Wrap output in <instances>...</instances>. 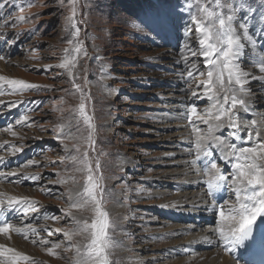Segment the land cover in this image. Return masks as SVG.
Instances as JSON below:
<instances>
[{"label": "rangeland", "instance_id": "obj_1", "mask_svg": "<svg viewBox=\"0 0 264 264\" xmlns=\"http://www.w3.org/2000/svg\"><path fill=\"white\" fill-rule=\"evenodd\" d=\"M148 2L77 0L75 19L88 55L77 57L71 75L91 97L84 103L86 114L98 129L95 151L83 139L88 133L79 116L81 93L74 88L69 72L58 67L65 50L71 52L73 47L66 42L72 31H66L67 17L71 15L69 0H63V6L58 0H11L0 12V56L6 57L0 60V77L23 80L38 88L22 94H0V199L19 198L35 203L39 209L29 211L27 216L18 212L11 217L9 222L23 228L27 238L11 233L8 240L15 238V247L36 264H75V247L65 251V246L82 249L88 243L85 235H73L70 241L63 235L75 227L72 217L87 219L89 223L95 218L91 209H72V215L65 216L69 194L71 199H78L77 193L87 182L85 172L72 170L69 157L85 151L93 162L98 159L102 165V187L107 193L103 209L115 224V231H109L119 245L111 255L114 264H131L135 260L142 264H202L212 255L211 252L200 257L198 248L183 245L201 236L205 228L201 224L213 229L218 224V209L211 208V204L206 212L211 210L214 218L203 221V217H198L202 209L198 192L205 193L206 187L204 183L189 187V177L197 174L193 168L184 167L187 156L195 151L198 135L206 132L197 131L196 127L206 129L198 121L195 126L188 123L185 104L193 98L186 92L190 93L204 77L189 86L185 79L191 78L180 76L183 61L176 63L181 55H188L190 64L198 59L186 49L182 51L186 37L181 35V29L184 30L187 14L177 22L178 30L174 29L164 40L133 27ZM251 4L256 19H249V25L264 28V23H258L264 14V7H260L264 0H251ZM247 7L245 4L246 11ZM21 16L26 18L23 22L19 20ZM256 38L264 44V39ZM190 43L198 47L194 35ZM197 67L203 70L202 60ZM244 67L260 75L258 68L250 67L247 57ZM261 83L249 84L258 97L257 108L264 98ZM196 103L203 107L207 100ZM13 104L16 106L10 107ZM25 115L27 119L23 120ZM238 115L245 122L254 119L243 111ZM17 120L22 122L18 124ZM9 125L16 136L5 130ZM59 126H63V135ZM246 132L247 129L241 135ZM217 135L240 143L232 140L227 129ZM218 162L223 165V161ZM197 166L200 168L199 162ZM185 168L187 173H179ZM58 176L67 182L56 183ZM195 178L200 183L199 174ZM29 223L39 236L24 228ZM56 229L61 231L55 232ZM48 231L54 234L49 236ZM42 239L62 242L60 248L54 249L57 255H48L51 244H41ZM177 239L181 241L173 243ZM180 247H185L182 258L176 253ZM212 250L210 245L206 252Z\"/></svg>", "mask_w": 264, "mask_h": 264}, {"label": "snow or ice", "instance_id": "obj_2", "mask_svg": "<svg viewBox=\"0 0 264 264\" xmlns=\"http://www.w3.org/2000/svg\"><path fill=\"white\" fill-rule=\"evenodd\" d=\"M58 2L63 6V0ZM10 3L11 0H0V12ZM69 4L71 15L67 17L66 31L69 28L72 31L66 42L73 47L71 52L65 50V56L58 67L69 72L74 88L81 93L79 116L87 125L88 133L83 139L89 148L95 151L98 129L92 118L86 114L84 103L91 97L83 92L80 85L75 83V77L71 75L72 69L77 66V57H86L88 52L79 39L81 29L77 27L78 21L75 19L78 11L77 0H69ZM245 4L248 6L247 11ZM260 7H264V4ZM20 11H23V8ZM184 14H187V22L184 26L186 39L182 51L186 49L191 57L198 59L190 64L188 55H181L176 63L180 64L183 61L184 67L180 76L191 78L185 79L189 86L198 77H204L190 93L186 92L193 100L190 104H185V109L189 124L195 126L198 121L207 126L205 135H198L195 141L194 163L199 162L200 172L206 178L204 184L207 196L212 200L210 207L218 209V224L214 234L220 247L230 255L234 264H264V118L245 122L238 115L239 111L245 113L252 110L260 111L254 107L257 100L249 84L251 81H260L261 87L264 88V44H259L256 38L258 36L264 39V28L250 26L248 23L249 19H256L251 0H183V3L180 0H149L133 21V27L164 40L170 37L174 29L178 30L177 22L185 19ZM4 19L7 21L8 18ZM25 19L23 16L19 18L20 22ZM258 23H264V14L260 16ZM193 35L198 47L190 43ZM246 57L250 67L258 68L259 76L246 70L244 67ZM4 59L6 57L0 56V60ZM201 60L203 70L197 67ZM0 85L8 86L6 89L0 87V94L5 92L22 94L28 90H38L37 86L23 80L4 77H0ZM202 99L207 100L203 107L196 103ZM26 119L25 115L23 120ZM21 122L16 121L18 124ZM59 127L63 135V126ZM222 129H227L232 140H239L240 143L230 142L226 135H217ZM245 129L246 134L241 135ZM5 130L16 136L11 125ZM197 131L205 130L197 128ZM69 138L72 137L69 135ZM76 149L79 153L78 145ZM216 156L218 159L214 158ZM69 159L73 162L72 170L86 173L87 182L82 192L77 193L78 199H71L69 194L68 211L65 212V216H71L72 209H91L95 218L89 223L87 219L79 220L72 217L75 227L64 232V238L70 241L73 235H85L88 243L82 249L69 244L65 246V251H71L75 247V264H114L111 255L119 245L112 240L109 231L110 229L115 231V224L110 221L109 214L103 209L105 202L103 197L107 193L102 187L104 179L102 165L98 159L93 162L87 151L80 155L72 154ZM218 160L223 161L224 165H229L230 171H225ZM0 163H3L2 158ZM2 175L0 173V176ZM11 175H15V172ZM66 182L59 176L56 181L60 185ZM225 193L227 198H224ZM38 210L35 203L26 200L15 197L6 201L0 199V215L22 212L27 216L29 211ZM24 228L33 236H39L30 223L25 224ZM54 231L60 232L61 229ZM13 232L27 238L23 228L6 219H0V235L10 238ZM53 234V231H48L49 236ZM40 242L45 245L51 244V248L48 249V255L51 256L57 255L54 249L62 246V242L46 239ZM208 242L211 243L210 240ZM33 243L36 241L33 240ZM0 257L5 258L0 260V264H36L16 249L3 245H0Z\"/></svg>", "mask_w": 264, "mask_h": 264}, {"label": "bare ground", "instance_id": "obj_3", "mask_svg": "<svg viewBox=\"0 0 264 264\" xmlns=\"http://www.w3.org/2000/svg\"><path fill=\"white\" fill-rule=\"evenodd\" d=\"M181 31H182V33L183 34H181V35H183L184 37H185V35H184V30H183V28L181 29ZM182 42V41H181ZM256 88H258V86H256ZM261 87H259L258 89H260ZM262 92L264 93V89L262 90ZM262 97V96H261ZM255 99L258 101V97L257 96H255ZM261 101H263V103H262V105L260 106L259 105V109H260V111H255V110H252V111H249L248 112V114H250L251 116H252V118H254L255 120H257V121H259L260 120V118L262 117V116H264V108H263V104H264V98H262V100ZM261 104V103H260ZM256 106H257V104H256ZM255 106V107H256ZM261 107H262V109H261ZM180 120V119H179ZM183 121V120H182ZM182 123V122H181ZM201 126H204L205 128H207V126L206 125H203V124H201ZM196 129H197V127H196ZM204 130V129H203ZM205 131H206V129H205ZM223 132V131H222ZM200 133V132H199ZM200 136V135H199ZM235 142H237V140H235ZM0 158H2L3 159V157L2 156H0ZM15 160V159H14ZM19 160V159H18ZM194 160H195V151H191V153L187 156V161H188V164H187V161L185 160V164H184V167H187V166H189L190 167V170L193 168V170L192 171H194V173L195 174H199V177H200V183H199V181L195 178L197 175H193V176H191V177H189V181H190V183H188L187 185L189 186V187H191V186H197L198 184H202V183H204V180L206 179L202 174H201V172L199 171L198 172V170H200V168H198V166H197V163H194ZM17 161V160H16ZM191 162H193L192 164H191ZM223 167H224V169H228L229 171H230V166L229 165H222ZM1 167V166H0ZM3 171V170H2ZM2 171H0V172H2ZM187 171H188V169H184V170H182V171H180L179 173H181V174H185V173H187ZM192 178H193V180L194 181H192ZM199 193V194H198ZM197 194H198V198H199V200H200V206H201V212H200V214H198V217H203V221H204V219H207V221H209V220H211V219H213L214 218V216H213V212H211V210H210V212H206V207L208 206V205H210L211 204V202H212V200H211V198L209 197V196H207V193L205 192V193H203V192H198ZM195 196V195H194ZM192 198H195V197H192ZM224 198H227V193H225L224 194ZM195 200V199H194ZM225 207H227V206H225ZM211 209V208H210ZM118 210H120V207H119V209ZM175 211V210H174ZM16 213H18V212H9V213H5V214H3V215H0V219H6L7 221H10V219H11V217H14V215H16ZM190 214V213H189ZM215 215H216V213H215ZM217 218V217H216ZM198 219V218H197ZM213 221V220H212ZM202 223V222H201ZM201 225H204L205 226V228L202 230V234H201V236L200 235H198L196 238H191V240L189 241V240H187L183 245H190V246H193V247H195V248H198L199 250H200V252H199V250H198V252L200 253V257H204L206 254H211V252H212V255H211V257H210V259L206 262V263H202V264H234V261L231 259V257H228V255L223 251V249H222V247H220V245H219V241H218V239H217V236L214 234V230L215 229H213L211 226H209V225H207L206 226V224H201ZM13 235L14 234H16V233H12ZM12 234H10V235H12ZM174 235H176V233H173ZM12 235V236H13ZM170 235H172V234H170ZM0 236H2V235H0ZM175 237V236H174ZM11 238V237H10ZM207 238V239H206ZM9 239V237H6V238H0V243L3 245V246H7V247H11V248H14V249H16L18 252H20V249L18 250V248L17 247H15V243L16 242H14V239L15 238H12L11 239V241H9L8 240ZM211 241V243H209L208 241ZM179 241H181V240H179V239H177L176 241H174L173 243H179ZM14 244V245H13ZM210 245H211V248L213 249L212 251H209V252H206V250H207V248L208 247H210ZM185 248V247H184ZM184 248L183 247H180V248H178L179 249V252H177V250H176V253H177V257L179 256L180 258H182V255H183V250H184ZM201 250H204V251H201ZM180 251H182V253H180ZM199 256V255H198ZM217 256V257H216ZM3 259H5L4 257H0V260H3ZM140 262V261H139ZM138 261H134L133 263H131V264H138L139 263ZM179 262H177V264H178ZM139 264H142V263H139ZM169 264H174V263H169Z\"/></svg>", "mask_w": 264, "mask_h": 264}]
</instances>
